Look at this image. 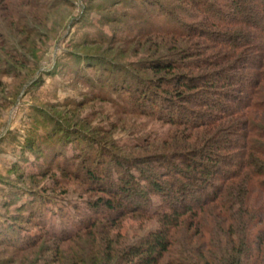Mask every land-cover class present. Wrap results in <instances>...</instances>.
<instances>
[{
  "label": "trees",
  "instance_id": "trees-1",
  "mask_svg": "<svg viewBox=\"0 0 264 264\" xmlns=\"http://www.w3.org/2000/svg\"><path fill=\"white\" fill-rule=\"evenodd\" d=\"M176 1L143 0L158 12L138 16L152 32L175 39L178 58L101 70L109 75L102 97L169 126L152 140L162 149L141 158L108 152L112 167H102L103 152H89L83 180L101 194L88 202L91 213L74 233L44 230L69 239L98 220L116 226L128 215L156 217V230L120 244L103 264H264V0ZM202 39L210 45L201 46ZM26 210L42 216L37 203ZM8 233L0 230V238Z\"/></svg>",
  "mask_w": 264,
  "mask_h": 264
},
{
  "label": "rangeland",
  "instance_id": "rangeland-1",
  "mask_svg": "<svg viewBox=\"0 0 264 264\" xmlns=\"http://www.w3.org/2000/svg\"><path fill=\"white\" fill-rule=\"evenodd\" d=\"M37 1L41 8L0 3V230L9 232L0 239L24 245L0 244V264H103L113 249L156 230L158 219L128 215L116 226L98 220L69 239L45 231L74 233L91 213L88 202L101 194L83 180L89 152L98 158L101 152L151 155L162 149L160 139L152 140L169 126L125 113L102 97L109 79L101 70L110 63L133 67L176 59L172 53L181 47L139 18L141 11L151 17L158 12L143 0ZM189 40L194 38L182 43ZM108 155L102 167H112ZM157 201L152 196V205ZM35 203L42 213L36 218L26 210ZM31 238L37 244L28 247Z\"/></svg>",
  "mask_w": 264,
  "mask_h": 264
}]
</instances>
